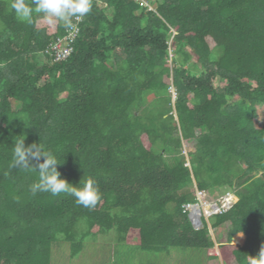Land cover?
Here are the masks:
<instances>
[{"label": "trees", "instance_id": "1", "mask_svg": "<svg viewBox=\"0 0 264 264\" xmlns=\"http://www.w3.org/2000/svg\"><path fill=\"white\" fill-rule=\"evenodd\" d=\"M145 1L155 11L91 0L56 63L48 47L68 28L43 14L21 22L0 0V264H51L58 236L73 259L110 232L143 252L214 258L208 221L195 229L183 207L216 190L238 199L209 219L225 263L249 264L264 245V0ZM20 136L69 183L94 180L96 205L33 195L38 171L12 166Z\"/></svg>", "mask_w": 264, "mask_h": 264}, {"label": "clouds", "instance_id": "2", "mask_svg": "<svg viewBox=\"0 0 264 264\" xmlns=\"http://www.w3.org/2000/svg\"><path fill=\"white\" fill-rule=\"evenodd\" d=\"M11 8L21 22L31 24L34 13L43 14L50 23L58 20L66 28L72 29L74 18L80 19L90 12L91 0H12ZM20 137L21 139L15 141L12 166L38 171V181L31 185L33 195L37 192H48L53 196L66 193L75 197L76 203L86 208L96 205L101 193L94 180L83 178L82 187L69 183L67 179L61 178L57 169L59 162L53 153L45 151L37 144L26 147L25 138ZM42 157L43 162H40ZM249 264H264V245L258 255L250 257Z\"/></svg>", "mask_w": 264, "mask_h": 264}, {"label": "rangeland", "instance_id": "3", "mask_svg": "<svg viewBox=\"0 0 264 264\" xmlns=\"http://www.w3.org/2000/svg\"><path fill=\"white\" fill-rule=\"evenodd\" d=\"M37 61L40 65L44 63L41 56L37 58ZM171 92L173 94L174 90ZM187 144L184 142L185 148ZM223 193L222 190H216L210 193V197L215 201L223 196ZM208 225L216 252V257L211 259L205 250L198 249H171L168 253L163 254L143 252L136 241L118 244L116 234L110 232L97 240L85 239L82 252L73 259H69V244L64 242L62 236H58L57 242L52 247L51 264H226L218 248L219 243L224 244L226 242V236L221 230L212 229L209 219ZM84 229L85 223H80L78 225L79 232L84 231ZM231 245L235 246L234 238ZM242 245L243 242L239 246Z\"/></svg>", "mask_w": 264, "mask_h": 264}, {"label": "built area", "instance_id": "4", "mask_svg": "<svg viewBox=\"0 0 264 264\" xmlns=\"http://www.w3.org/2000/svg\"><path fill=\"white\" fill-rule=\"evenodd\" d=\"M148 11H155L145 0H136ZM82 18L73 20L74 28L68 29L65 36L56 39L48 47L47 52L53 57V62H62L67 60L74 51V42L80 31ZM172 58V55L171 57ZM175 96V94L173 93ZM237 197L235 192H225L218 200H203L201 193L197 192V202L195 204H186L183 209L189 214L194 227L200 229L202 220L208 221L213 216L228 212L236 204Z\"/></svg>", "mask_w": 264, "mask_h": 264}, {"label": "bare ground", "instance_id": "5", "mask_svg": "<svg viewBox=\"0 0 264 264\" xmlns=\"http://www.w3.org/2000/svg\"><path fill=\"white\" fill-rule=\"evenodd\" d=\"M234 242H235V245H241L242 242H243V236L241 235H236L234 237Z\"/></svg>", "mask_w": 264, "mask_h": 264}, {"label": "crops", "instance_id": "6", "mask_svg": "<svg viewBox=\"0 0 264 264\" xmlns=\"http://www.w3.org/2000/svg\"><path fill=\"white\" fill-rule=\"evenodd\" d=\"M238 235H240V234H238ZM243 236V243H244V241H245V237H244V235H242Z\"/></svg>", "mask_w": 264, "mask_h": 264}, {"label": "water", "instance_id": "7", "mask_svg": "<svg viewBox=\"0 0 264 264\" xmlns=\"http://www.w3.org/2000/svg\"><path fill=\"white\" fill-rule=\"evenodd\" d=\"M190 221H191V219H190ZM192 222V221H191ZM193 224V223H192ZM194 226V225H193ZM195 228V227H194ZM196 229V228H195Z\"/></svg>", "mask_w": 264, "mask_h": 264}]
</instances>
